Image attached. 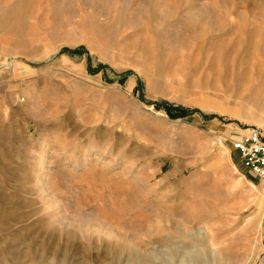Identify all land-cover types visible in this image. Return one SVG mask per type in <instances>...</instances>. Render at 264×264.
<instances>
[{
	"label": "rangeland",
	"instance_id": "obj_1",
	"mask_svg": "<svg viewBox=\"0 0 264 264\" xmlns=\"http://www.w3.org/2000/svg\"><path fill=\"white\" fill-rule=\"evenodd\" d=\"M246 128L264 0H0V264H264Z\"/></svg>",
	"mask_w": 264,
	"mask_h": 264
},
{
	"label": "built area",
	"instance_id": "obj_2",
	"mask_svg": "<svg viewBox=\"0 0 264 264\" xmlns=\"http://www.w3.org/2000/svg\"><path fill=\"white\" fill-rule=\"evenodd\" d=\"M232 149L238 154L242 169L264 184V137L259 130L246 128L232 141Z\"/></svg>",
	"mask_w": 264,
	"mask_h": 264
},
{
	"label": "trees",
	"instance_id": "obj_3",
	"mask_svg": "<svg viewBox=\"0 0 264 264\" xmlns=\"http://www.w3.org/2000/svg\"><path fill=\"white\" fill-rule=\"evenodd\" d=\"M175 109H176V111H179V112H177V115H181L180 112H182L183 109H181V108H175ZM177 115H175V116H177ZM172 117H173V116H172Z\"/></svg>",
	"mask_w": 264,
	"mask_h": 264
}]
</instances>
